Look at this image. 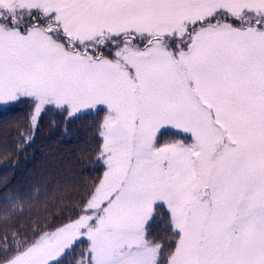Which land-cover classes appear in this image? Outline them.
<instances>
[{"label": "snow or ice", "instance_id": "obj_1", "mask_svg": "<svg viewBox=\"0 0 264 264\" xmlns=\"http://www.w3.org/2000/svg\"><path fill=\"white\" fill-rule=\"evenodd\" d=\"M22 104L104 113L102 177L0 264H264V0H0V112Z\"/></svg>", "mask_w": 264, "mask_h": 264}, {"label": "trees", "instance_id": "obj_2", "mask_svg": "<svg viewBox=\"0 0 264 264\" xmlns=\"http://www.w3.org/2000/svg\"><path fill=\"white\" fill-rule=\"evenodd\" d=\"M20 107L0 112V212L7 207L15 213L0 218V238L30 240L41 229L74 218L102 177V165L96 163L101 147L97 126L104 113L95 110L69 120L51 111L32 130L27 109ZM5 199L15 203L5 205ZM82 250L86 245L73 255L79 257ZM72 260L69 256V264Z\"/></svg>", "mask_w": 264, "mask_h": 264}, {"label": "rangeland", "instance_id": "obj_3", "mask_svg": "<svg viewBox=\"0 0 264 264\" xmlns=\"http://www.w3.org/2000/svg\"><path fill=\"white\" fill-rule=\"evenodd\" d=\"M23 105H24V106H23ZM20 106L25 107V108L27 109V111H28V120H29V116H30V114H31V107H30V105L22 104V105H18V106L15 107V108L19 109V108H21ZM53 111H57V110H53ZM92 111H95V110H90V111H87L86 113H88V112H92ZM47 112H51V111H45V113L42 114V117H43L44 115H46ZM42 117H41V118H42ZM29 124H30V128H31L32 130H34V129L36 128V126H37V125H36L35 128H33V127L31 126L30 121H29Z\"/></svg>", "mask_w": 264, "mask_h": 264}]
</instances>
